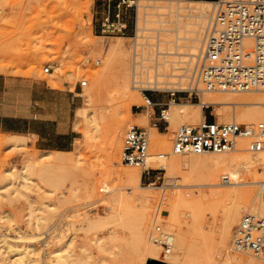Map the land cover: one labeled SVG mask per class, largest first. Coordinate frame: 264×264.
I'll return each instance as SVG.
<instances>
[{
  "label": "rangeland",
  "instance_id": "374dc122",
  "mask_svg": "<svg viewBox=\"0 0 264 264\" xmlns=\"http://www.w3.org/2000/svg\"><path fill=\"white\" fill-rule=\"evenodd\" d=\"M79 1L90 2L91 7L80 6L76 0H0V74L17 80V87L13 89L14 100L19 105L26 104L30 98L28 84L40 82L44 88L43 93L38 96L46 104L42 108L52 107L49 103L54 101L56 95L60 116L64 117L69 114V127L73 129L70 137L72 144H68L70 140L65 144H59L66 148L63 153L40 150L35 146V139L31 136L0 133V185H6L0 197V215L4 213L7 217L5 221H0L1 235L7 236L8 241L17 246L25 241L29 242L34 248L33 256L38 259L34 264H49L46 259L48 253L50 250L60 248L64 240L67 242L72 240L69 246L71 249L69 264H86L88 259L93 264H99L96 260L100 258L106 259L102 264H114L116 259L120 264H129L130 258L133 257L130 247L116 258V252L114 254L112 252L116 250L113 245L116 243V236L121 241L132 239V230L127 224L141 209L142 193L150 191H152L151 194L155 193L151 196L152 204L150 203L148 211L147 235H150L154 218L158 215L162 229L176 236V222L168 216L169 212L161 207V200L164 196L174 195L173 192L175 193L176 189L179 191L177 187H180L184 191L201 190L207 194L216 193L213 200L210 197L200 203L199 207L204 211L182 209L178 214L181 226L186 228L185 226L189 224L187 225L191 233L189 242L192 246L194 245L193 260L190 264H230L225 260L226 255L228 253L238 254L233 251L231 245L234 229L243 215L249 211L247 207L241 210L238 221L231 227L225 228L224 211L235 201V196L227 191L233 188L242 189L248 185H215L213 165L210 162H192L194 155H170L181 162L175 173L168 172L166 169H156L151 174L153 176L151 180L155 181V188H133L126 175L121 174L122 169L134 168L140 173L142 170L129 165H121L118 158L121 157L125 128L131 122V118H134L133 113L136 112L135 104L131 106L130 111H122L120 117L124 125L120 131V137L116 139L113 146L109 141L108 133L111 120H113L112 115L116 111V102L109 103L105 97L106 91L114 88L113 78L119 69L116 67L119 61L116 55H110L107 52L122 34L114 33L106 36L101 31L98 32V29L95 30V0ZM185 1L173 3V6L178 4L184 8L182 12L187 13L186 9L189 7ZM143 3L150 6L170 4L165 0ZM157 11L160 12L153 7L146 8L148 14L144 16L145 21L154 22L144 21L143 26L151 30H139L136 38L132 35L129 39H122L121 42L126 48V54L121 58L122 66L127 62L131 68V53L135 40L141 45H147L154 43L156 37L165 39V36L171 34L166 31V28H169V23L173 25L174 16L169 14L170 10L164 11L165 13L161 15L157 14ZM128 13L134 18L137 17V6L130 8ZM151 13L156 14L151 15ZM138 49L141 50L142 46ZM144 50L148 51L149 48L144 47ZM184 51L188 52V50ZM88 58L90 63L85 62ZM96 59H100L98 65L93 63ZM45 67H51L53 75L44 72ZM96 71L107 72L108 82L101 89L98 82L94 80ZM82 78L88 80V86L83 89V92L86 89L93 91L90 104L85 102L83 96L78 95L81 92L78 81ZM130 79L132 85V75ZM39 92L37 91L36 95L40 94ZM238 94L243 98L252 96L250 92H239ZM165 95L168 96L167 93ZM64 97L69 103L64 100ZM153 99L160 101L163 97L153 95ZM180 101L199 104L198 99L191 101L181 99ZM142 103L143 99L140 98L139 103L136 104ZM82 109L88 110L90 116L97 112L102 115V117L99 116V119L101 118L99 120L100 130L96 133L94 140L86 138V126L83 118L79 116V110ZM203 110L223 120L233 116V111L227 110V107L222 105H213L209 110L204 108ZM152 131H158V135L154 137L156 141L171 139L172 146L175 130L173 133L170 125L168 130L155 129ZM150 146V152L153 155L162 153L159 146L156 143L153 144V134ZM51 161L55 165L51 166ZM157 161L158 164L161 163L160 159ZM25 171L31 177L29 187L22 185L15 188L13 184L8 183L10 181L8 176L21 179V174ZM250 173L254 174V170L249 174L241 171L240 178L247 181L250 179ZM187 181L195 186L174 185L186 184ZM141 184L148 186V180L144 177ZM254 186L257 189L260 187L259 184ZM105 187L108 192L104 189ZM74 189H76V195L66 201L70 191ZM45 202L55 204L56 209L41 211L40 208ZM32 213L44 216L46 219L36 226ZM113 213H118L121 218L112 222L107 220H103V223L97 222ZM112 230H114L113 239L109 238ZM98 237L106 241L105 245L109 247L107 250H97L98 245L95 242ZM158 248L160 258L164 259L163 247ZM17 250L20 251L21 247H17ZM12 254L2 248L0 261L4 259L8 263ZM87 255L90 257L88 258ZM240 256L245 260H250L247 255ZM85 257L88 259L86 260ZM253 259L251 261L264 264L263 260ZM24 261V264H29L26 258ZM157 261L167 263L161 259Z\"/></svg>",
  "mask_w": 264,
  "mask_h": 264
},
{
  "label": "bare ground",
  "instance_id": "6f19581e",
  "mask_svg": "<svg viewBox=\"0 0 264 264\" xmlns=\"http://www.w3.org/2000/svg\"><path fill=\"white\" fill-rule=\"evenodd\" d=\"M150 2V1H161V0H129L130 4H135L137 6V17H136V25H137V35L139 30H151V28L146 29L144 27V16L148 14L146 12V8L153 7L160 12H156L157 14L161 15L165 13L164 11L170 10L169 14L174 16V23L173 27L169 23V28H166V31L169 33H173V36L168 35L165 36V39H160V46H158L160 51L164 52L163 58V68L160 69L159 73H154L152 68L145 67V70H142L140 74V79L136 80V76L133 70V63H132V54L131 53V68L127 62H125L124 66H122V57L126 54V48L124 44H122V39H129L124 35H121L117 38L115 45L111 46L108 50V54L116 55V59L119 60L116 67L119 68L117 70L116 76L113 78L114 88L111 90H107L105 93V97L107 102H116V111L114 115H112L113 120L110 126V132L108 133L109 141L114 146V142L118 137H120V131L124 125L122 118L120 117L122 111L128 110L132 105L139 103L140 98L142 99L141 89L142 88H162V84L164 83H177L181 89L187 87V81L184 79V71L181 65L187 60L186 56L191 57V55H196L200 53L203 43L206 36V30L210 22L213 20L214 10L216 9V1H209V0H186L185 2L188 3V12L183 13L184 8L180 5L173 6V3H178L182 0H165L170 2L169 5L164 6H150L143 2ZM77 4L80 6H84L89 8L91 5L90 2H81L76 0ZM91 7V6H90ZM162 11V12H161ZM156 13H151L154 15ZM176 19V20H175ZM192 20V21H191ZM145 22H154V21H145ZM171 22V21H170ZM172 27V28H171ZM146 31V32H147ZM204 33V35H203ZM142 36H145L142 34ZM162 45V46H161ZM187 48V49H185ZM188 50V52L184 51ZM130 55V53H129ZM143 59L149 60V55H153L152 53H147L143 50ZM171 57V59H168ZM130 61V59H129ZM147 66V65H146ZM182 71V72H181ZM53 71H50L49 74L53 75ZM107 72L103 71H96L94 76V80L98 82L100 89L106 86L108 82L107 79ZM131 75H132V85H131ZM182 75V76H181ZM180 76V77H178ZM179 78V79H178ZM143 82L145 85L140 87L136 85V82ZM141 81V82H140ZM86 88V87H85ZM84 89V88H83ZM136 89V90H135ZM83 92V91H82ZM239 92H229V91H206L201 90L200 97L201 101L199 104H194L189 101H175L171 99L169 103V108L164 109V114L170 122V128L176 130L181 125H194L198 123L200 120L204 119L205 113L203 110V106H213V105H222L227 107V110L230 109L233 111V116L227 117L223 120V118L218 117L217 121L219 123L223 122H238L244 124H253L258 121H264V90L262 91H253L252 96L250 97H241L238 94ZM261 95H260V94ZM78 95L83 96L85 98V102L90 104L93 98V91L92 89H86L83 93H79ZM115 110V109H114ZM79 116L83 118L84 124L86 126V138L90 140L96 138V133L100 130V122L99 116L101 115L99 112L95 113L94 115H89L88 110L82 109L79 110ZM134 115V113H133ZM102 117V115H101ZM134 123H139L145 125L149 130V137H150V145H151V136L153 134V144H157L159 149L162 150L164 154L163 158H158L157 155H153L151 153V157L149 159V166L155 169H166L168 172L175 173V171L180 167V160L178 158H172L170 155L176 156H185L186 154H172L171 150V139L167 140H158L156 141L154 137L158 134L152 130H155L151 125L148 123V120L144 116H135L130 120ZM127 127V126H126ZM108 128V127H107ZM172 132V131H171ZM170 132V133H171ZM172 133V134H173ZM21 136V135H16ZM107 138V137H106ZM107 140V139H106ZM13 141V140H12ZM122 146V145H121ZM246 143L243 140L238 141L237 148L234 150H230L227 152L222 153H204V154H189L194 155L192 156V162L196 163H203V162H210L213 165V177H214V184L215 185H245L248 187L242 189H231L227 191L229 194H233L235 196V201L224 211V227L228 228L231 227L233 223L238 221L239 215L241 210L244 208H248V213L259 214L264 216V204L262 201L263 192H264V151L259 152L257 154H253L250 152L245 151ZM151 148V146H150ZM63 153L64 151H58ZM167 153V154H166ZM156 158V160H155ZM161 160V163L158 164L157 160ZM155 160V161H152ZM117 161V160H116ZM118 162L122 164L121 157L118 158ZM159 165H157V164ZM55 165L53 161H51V166ZM119 165V164H118ZM254 170V174L249 175L250 179L247 181L242 180L241 171H246L249 174ZM126 175L127 180L129 183L132 184L133 188L135 189H153L155 188L154 180L148 182V186H143L141 182L142 179V171L141 173L134 168H125L122 169L121 174ZM22 178L18 179V177L8 176L10 181L8 183L13 184L15 188L19 186H28L30 185L31 177L25 172L22 174ZM224 175H230L231 182L229 183H222L221 179ZM60 177V176H59ZM245 179V177H244ZM246 180V179H245ZM189 182V181H187ZM186 184H174L175 186H195V184H191L190 182ZM57 183V182H56ZM259 184L260 187L257 189L253 185ZM55 187L56 185L53 184ZM6 185H0V197L4 193V188ZM176 189L174 195H168L162 197L161 200V207L168 211V216L176 222V236L173 233L170 234L172 238V243L174 244L173 250L169 252H165V258L162 259L159 256V246L160 244L154 242L152 237L148 234V227H149V214L148 211L150 209V203L152 204L151 196L155 195L151 194L150 192H144L141 195L142 198V206L140 211H137L133 216V220L128 223L130 230H132V239L129 240H118L116 236V243H114V247L116 250H113V254L116 252V258L122 255L123 252L126 251L128 247H130L132 251V258H130L129 264H146L149 263L150 259H161L164 262L169 264H190L192 257H193V246L189 242L191 237V233L189 230V224H185L186 228L181 226L179 221L178 214L182 209H187L189 211H204L202 208L199 207L200 203L205 200L211 199L216 197V193H204L201 190H193V191H184L183 188L180 187ZM106 191L108 190L107 187L104 188ZM182 190V191H180ZM175 191V190H174ZM108 192V191H107ZM110 192V191H109ZM172 192H170L172 194ZM76 195V189L70 191V194L66 198V201L70 197H74ZM210 199V200H211ZM141 200V199H140ZM251 202V203H249ZM160 205V204H159ZM37 209V208H36ZM56 209L55 204H47L44 203V206L40 208L41 211H54ZM184 210V211H187ZM32 211H36L32 209ZM179 211V212H178ZM33 214V213H32ZM31 214V216H32ZM223 214V212H222ZM40 216V217H39ZM182 217V216H181ZM34 224L39 226L46 218L41 215L33 214ZM121 217L118 213H113L109 217L97 220V222L103 223V220L107 221H114L119 220ZM7 219L6 215L2 213L0 215V221H5ZM30 221V219H29ZM171 224V223H170ZM3 226V225H2ZM1 226V227H2ZM172 226V225H171ZM151 233V232H150ZM0 233V251L2 248L7 250V252H12V258L9 259L7 263L6 260H1L0 264H24V260H28L29 264H34L38 259L33 256L34 248L31 246L29 242H24L22 245H15L8 241V238L5 235H1ZM190 235V236H189ZM109 238H114V230H112ZM193 239V238H192ZM205 239V238H204ZM191 240V239H190ZM194 240V239H193ZM207 240V238H206ZM207 242V241H205ZM96 245H98L97 250L104 251L107 250L109 247L105 245L106 241L102 239V237H98L96 239ZM94 243V244H95ZM72 244V240L70 242L65 241L62 242V245L57 250H50L46 259L49 264H69V258L71 255V249H69L70 245ZM212 244V243H210ZM92 245V243H91ZM191 245V246H190ZM213 245L214 242H213ZM208 246V245H207ZM17 247H21V250L18 251ZM95 247V246H94ZM206 247V246H205ZM175 248V249H174ZM195 248V247H194ZM209 248V246H208ZM234 251V250H233ZM120 252V253H119ZM236 252V251H235ZM238 253V252H236ZM88 254V253H87ZM90 254V253H89ZM98 254V253H97ZM239 254V255H238ZM237 255L228 253L226 256V262L232 264H260L251 260H254L253 256H249L250 260L243 259L240 255H244L238 253ZM88 258L90 255H87ZM208 257V256H207ZM86 258V257H85ZM86 258V260L88 259ZM259 259V258H257ZM85 260V261H86ZM105 258H100L96 260L99 264H102L105 261ZM148 260V261H147ZM262 260V259H260ZM256 261V260H255ZM116 264H120L116 259ZM114 262V264H115ZM86 264H93L90 259L86 261Z\"/></svg>",
  "mask_w": 264,
  "mask_h": 264
},
{
  "label": "built area",
  "instance_id": "2783aa9c",
  "mask_svg": "<svg viewBox=\"0 0 264 264\" xmlns=\"http://www.w3.org/2000/svg\"><path fill=\"white\" fill-rule=\"evenodd\" d=\"M116 6L118 9L129 10L136 5L130 4L129 0H118ZM214 11L200 53L191 57L186 56L187 60L181 65L180 70L184 71L187 87L181 89L177 83H164L160 89L153 87L141 89L143 103L134 105L136 110L134 115L146 117L154 129L168 130L170 122L164 114V109L169 108L168 102L171 99L175 101L198 99L200 102L201 90L229 92L264 90V0H217ZM116 19V22L109 18L102 22L100 31L103 35L122 34L126 26L119 21V10ZM134 19L133 38H136V17ZM155 39L154 43L147 45H141L136 40L133 43L132 63L134 62L136 80L140 79L139 73H142L145 67L152 68L154 73H159L163 68L165 53L158 48L159 37ZM141 46L142 49L139 50ZM144 47L149 50L145 51ZM143 50L146 55L148 52L153 54L148 56L149 60L143 59L145 57ZM85 62L91 61L88 58ZM93 63L98 65L100 59ZM51 70V67L44 68L46 73ZM136 85L142 87L145 84L137 81ZM78 86L81 94L83 88L88 86V80L80 79ZM153 95H161L163 100H154ZM203 108L209 110L211 106ZM240 140L245 141L247 152L257 154L264 151V121L253 124L234 121L219 123L216 115L210 112L198 123L181 125L175 130L171 152L186 155L222 153L236 149ZM150 157L148 128L139 123H128L123 134L122 162L142 170V179L145 177L150 182L153 177L151 174L156 170L149 166ZM157 157L163 158L164 154H158ZM221 182H231L230 175H224ZM262 201L264 204V192ZM170 234L162 229L159 216L156 215L150 236L155 243L163 247L164 252L173 250L174 244ZM231 245L238 253L264 261V216L245 213L234 229Z\"/></svg>",
  "mask_w": 264,
  "mask_h": 264
},
{
  "label": "crops",
  "instance_id": "0c3cea01",
  "mask_svg": "<svg viewBox=\"0 0 264 264\" xmlns=\"http://www.w3.org/2000/svg\"><path fill=\"white\" fill-rule=\"evenodd\" d=\"M118 0H95L94 29L100 32L105 19L116 22V14L120 11L121 23L126 29L122 35L131 37L134 34V17L130 16L128 9H118ZM17 80L0 74V133L8 135L31 136L35 139V146L42 151H63L66 149L59 144L69 142L73 129H70V115L61 117L58 108L57 96L49 109L38 95L43 93L44 85L32 82L29 86V101L19 105L14 100L13 89L17 87ZM40 94L36 95V92ZM52 93V92H51ZM38 97V98H37ZM64 100L69 103L68 99ZM205 115L207 112H205ZM71 141V140H70ZM68 144H72V141Z\"/></svg>",
  "mask_w": 264,
  "mask_h": 264
},
{
  "label": "water",
  "instance_id": "95a60500",
  "mask_svg": "<svg viewBox=\"0 0 264 264\" xmlns=\"http://www.w3.org/2000/svg\"><path fill=\"white\" fill-rule=\"evenodd\" d=\"M151 263H153V264H167V263H163V262H160V261H157V260H154V259H150L149 260L148 264H151Z\"/></svg>",
  "mask_w": 264,
  "mask_h": 264
}]
</instances>
